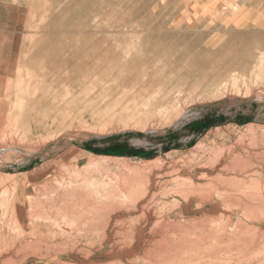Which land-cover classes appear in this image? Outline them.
Instances as JSON below:
<instances>
[{"label": "rangeland", "instance_id": "374dc122", "mask_svg": "<svg viewBox=\"0 0 264 264\" xmlns=\"http://www.w3.org/2000/svg\"><path fill=\"white\" fill-rule=\"evenodd\" d=\"M0 264H264V0H0Z\"/></svg>", "mask_w": 264, "mask_h": 264}, {"label": "bare ground", "instance_id": "6f19581e", "mask_svg": "<svg viewBox=\"0 0 264 264\" xmlns=\"http://www.w3.org/2000/svg\"><path fill=\"white\" fill-rule=\"evenodd\" d=\"M262 60V59H261ZM149 98V97H148ZM144 100V99H143ZM144 103H146V102H144ZM143 104V103H142ZM145 105V104H144ZM147 105V104H146ZM193 247V246H192Z\"/></svg>", "mask_w": 264, "mask_h": 264}]
</instances>
